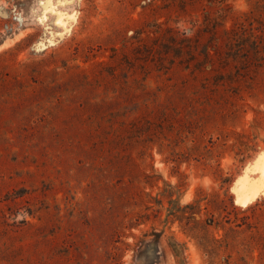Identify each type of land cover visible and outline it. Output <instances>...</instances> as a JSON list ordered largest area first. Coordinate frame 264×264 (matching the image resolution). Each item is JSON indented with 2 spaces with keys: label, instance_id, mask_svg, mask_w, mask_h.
I'll use <instances>...</instances> for the list:
<instances>
[{
  "label": "rangeland",
  "instance_id": "obj_1",
  "mask_svg": "<svg viewBox=\"0 0 264 264\" xmlns=\"http://www.w3.org/2000/svg\"><path fill=\"white\" fill-rule=\"evenodd\" d=\"M261 157L264 0H0V264H264Z\"/></svg>",
  "mask_w": 264,
  "mask_h": 264
},
{
  "label": "snow or ice",
  "instance_id": "obj_2",
  "mask_svg": "<svg viewBox=\"0 0 264 264\" xmlns=\"http://www.w3.org/2000/svg\"><path fill=\"white\" fill-rule=\"evenodd\" d=\"M45 2L48 3L49 5H51L52 0H45ZM72 2H73V0H59V3H61V4H63V3H72ZM56 15L58 17H62L63 16L62 13H56ZM55 23L59 25V24H61V20L58 19V20L55 21ZM261 163L264 164V157H261Z\"/></svg>",
  "mask_w": 264,
  "mask_h": 264
}]
</instances>
